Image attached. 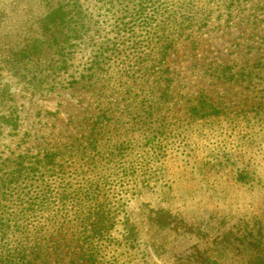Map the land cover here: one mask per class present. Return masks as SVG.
Returning <instances> with one entry per match:
<instances>
[{"label":"rangeland","instance_id":"374dc122","mask_svg":"<svg viewBox=\"0 0 264 264\" xmlns=\"http://www.w3.org/2000/svg\"><path fill=\"white\" fill-rule=\"evenodd\" d=\"M187 1L163 58L138 0H0V264L264 257V0Z\"/></svg>","mask_w":264,"mask_h":264},{"label":"trees","instance_id":"16d2710c","mask_svg":"<svg viewBox=\"0 0 264 264\" xmlns=\"http://www.w3.org/2000/svg\"><path fill=\"white\" fill-rule=\"evenodd\" d=\"M69 4L70 3L68 2L59 3V34L61 35V41L63 42L59 45L60 54L64 53L66 45L70 40L69 33L71 32V23L69 22H71L70 19H72V17L70 16V19L67 17V15L69 14ZM188 6L189 5L187 0H138V8L134 13L135 17L132 22H127V28L131 33L134 32L137 28H140L147 33L152 32L153 30L154 34H158V40L160 41L159 46L161 49L159 54L163 56V58H165L167 52L166 48L168 46L165 44L169 43V38H167L166 34L168 31H170V29L175 28L177 26L182 27L189 21L185 17L181 18L180 13V10L183 7L187 8ZM55 19H53V22ZM73 30L74 29H72V31ZM18 52L17 53L20 54V56H24L26 48L22 47L21 49H19ZM85 82H88V80L86 79ZM197 96L198 95L191 97L189 99V102H191L192 99L196 98ZM202 98L203 96H200L199 100L197 101V103H195L192 110H189V113L193 115L192 120L194 121H200L203 119L202 116H205V113H203V111L206 112V104L205 101L202 100ZM258 108L260 110L264 108V103L258 102ZM165 109L166 106L163 102H158L156 107H143V111L141 113L142 117L140 119H137V116L134 117L133 122H135L137 125L142 124L143 126H148L150 125V122L151 120H153L155 115H157L155 117L157 124L160 127H163V125L166 126L171 122V119L165 116ZM88 144H91V142ZM42 164L47 166L45 161H43ZM61 188L62 187H60L59 183L60 203L61 200H64V198L66 200L70 197L65 190H60ZM77 196V193H75L74 198H76ZM101 219V216L94 217L93 215H91L87 218V220H84L86 232H89L88 234H90L93 233V231H97L100 230L102 227H105L102 226L103 223L102 221L100 222ZM241 232L242 234H244L243 237L245 238H247V235H249L250 233L246 228L242 229ZM86 254L87 253H84L82 257V260H84L85 262L80 264H93V258L91 259L90 255L88 256ZM219 261L218 263L221 264H264V257L260 256L254 259L249 255H243L241 259H238L231 257L228 258L224 255H221V259ZM71 264H79V262L77 260H72Z\"/></svg>","mask_w":264,"mask_h":264}]
</instances>
